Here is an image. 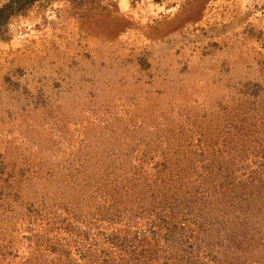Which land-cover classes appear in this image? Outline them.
<instances>
[{"label":"rangeland","instance_id":"rangeland-1","mask_svg":"<svg viewBox=\"0 0 264 264\" xmlns=\"http://www.w3.org/2000/svg\"><path fill=\"white\" fill-rule=\"evenodd\" d=\"M0 264H264V0H0Z\"/></svg>","mask_w":264,"mask_h":264}]
</instances>
